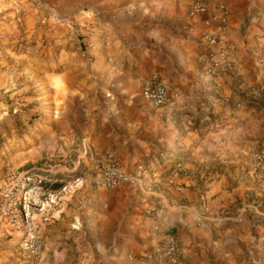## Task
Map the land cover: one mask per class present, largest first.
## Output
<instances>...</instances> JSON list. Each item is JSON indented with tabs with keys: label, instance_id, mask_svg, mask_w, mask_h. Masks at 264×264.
<instances>
[{
	"label": "crops",
	"instance_id": "1",
	"mask_svg": "<svg viewBox=\"0 0 264 264\" xmlns=\"http://www.w3.org/2000/svg\"><path fill=\"white\" fill-rule=\"evenodd\" d=\"M16 1L21 14L9 23L22 16L26 33L10 31L7 41H22L38 69L52 71L43 80L53 92L43 99L61 106L65 143L76 140L82 116L79 134L96 174L59 191L68 202L45 231L55 254L40 264L69 253L71 264H171L155 254L170 237L182 252L178 264H264V173L254 158L264 140V0H203L208 13L198 16L191 0ZM220 5L228 28L212 45L206 36L220 21H207L220 17ZM225 44L232 68L207 76L203 59ZM44 53L51 58L38 59ZM163 56L172 65L162 66ZM132 58L134 76L151 71L144 63L163 70L181 94L176 105L152 107L142 93L147 79L130 85ZM106 153L136 185L98 183ZM17 247L7 240V264Z\"/></svg>",
	"mask_w": 264,
	"mask_h": 264
},
{
	"label": "rangeland",
	"instance_id": "2",
	"mask_svg": "<svg viewBox=\"0 0 264 264\" xmlns=\"http://www.w3.org/2000/svg\"><path fill=\"white\" fill-rule=\"evenodd\" d=\"M26 1L30 2L31 0ZM13 13L21 14L17 1L0 0V179L9 172L15 171L33 176L41 175L47 181L46 186L50 192L58 193L64 187L75 188L80 179L96 175L92 168L91 156L79 134V130L84 129L82 116H76L78 122V126H74L77 132L76 140L65 143L63 139L66 137L65 133L68 127L65 122H61V106L58 103L57 105L51 103L52 99H47L48 101L43 99L45 94L53 92L43 80L45 74L52 73V71L38 69L35 63L36 56L27 55L24 52L26 45H23L22 41H7V33L9 34L10 31L18 32L20 36H24L26 33L22 16L17 17V24L9 23ZM45 43L47 46V42ZM39 58L50 59L51 56L44 53ZM29 59L31 60L29 61ZM162 60V66L172 65L167 56H163ZM130 65L133 74L129 78L130 85H137L138 80L143 84L154 72H159L167 80H170L163 70H158L156 66L152 67L153 63H144V67H151V71L148 74L144 72L141 77L134 76L140 68L139 61L132 58ZM135 89L136 87L131 88L130 86V90ZM132 92L136 93V91ZM107 94L105 96H108ZM43 104L45 108L49 109L46 112L47 115L40 110ZM53 105L56 109L52 111L50 108ZM46 129L47 131H45ZM64 202H68V200H64ZM76 203L77 201H73L72 198L67 207L76 205ZM66 236L64 235V238L58 239V241L68 240ZM54 244L55 241L51 246ZM55 248L57 249V247ZM17 249L18 247L16 251ZM64 249L66 248L60 247L58 253L63 252ZM47 251L52 255L55 254V250L51 249L50 245L47 249L46 244ZM60 256L58 261L50 264H71L73 260L71 253ZM14 259V264H20L18 251ZM0 264H7V240L1 238Z\"/></svg>",
	"mask_w": 264,
	"mask_h": 264
},
{
	"label": "built area",
	"instance_id": "3",
	"mask_svg": "<svg viewBox=\"0 0 264 264\" xmlns=\"http://www.w3.org/2000/svg\"><path fill=\"white\" fill-rule=\"evenodd\" d=\"M190 15L198 16L208 13L207 3L203 0H191ZM220 26L216 33L209 34V44L224 42L228 28L229 11L225 5L219 6ZM203 70L207 76L232 68L234 55L229 46H222L216 54L203 59ZM143 97L154 108L172 107L180 99L179 90L159 72L152 73L143 85ZM256 166L264 173V140L254 154ZM143 169V168H141ZM98 183L107 189H118L124 185H136L137 179L129 173L114 154H107L98 162ZM47 181L42 176L28 173L9 172L0 179V238H15L18 245L20 264H40L46 252V229L55 222L64 210V199L58 192L47 189ZM68 187L62 191L68 194ZM156 256L166 257L171 264H178L182 255L177 240L170 237L166 245L155 251ZM155 254L149 255L152 259Z\"/></svg>",
	"mask_w": 264,
	"mask_h": 264
},
{
	"label": "trees",
	"instance_id": "4",
	"mask_svg": "<svg viewBox=\"0 0 264 264\" xmlns=\"http://www.w3.org/2000/svg\"><path fill=\"white\" fill-rule=\"evenodd\" d=\"M41 176V175H40Z\"/></svg>",
	"mask_w": 264,
	"mask_h": 264
}]
</instances>
